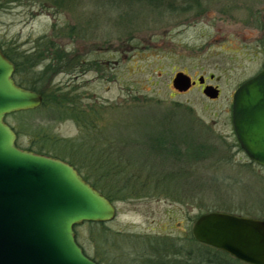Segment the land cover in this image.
<instances>
[{
  "label": "rangeland",
  "instance_id": "374dc122",
  "mask_svg": "<svg viewBox=\"0 0 264 264\" xmlns=\"http://www.w3.org/2000/svg\"><path fill=\"white\" fill-rule=\"evenodd\" d=\"M59 1L0 0V47L28 55L51 40L83 59L86 69L61 71L49 78L50 86L75 89L84 105L101 109L98 128L106 123L115 153L130 163L127 173L165 180L168 168L187 175L175 179L179 190L165 180L174 197L152 188L149 196L113 201L116 217L104 226L110 239L92 240L84 228L86 253L103 264H138L140 241L169 237L185 258L199 216L230 211L264 218V168L237 147L231 121L233 92L263 58L264 0ZM181 72L207 78L219 96L208 98L198 87L177 91L172 80ZM25 123L23 147L42 129L64 139L80 135L72 120L36 114ZM199 139L213 149L206 161L148 157L149 142L156 149L185 143L195 150ZM55 145L46 146L62 150Z\"/></svg>",
  "mask_w": 264,
  "mask_h": 264
},
{
  "label": "water",
  "instance_id": "95a60500",
  "mask_svg": "<svg viewBox=\"0 0 264 264\" xmlns=\"http://www.w3.org/2000/svg\"><path fill=\"white\" fill-rule=\"evenodd\" d=\"M13 72L0 49V264H97L84 255L73 228L111 221L116 209L72 165L16 146L5 116L39 107L42 96L17 86ZM193 84L182 72L172 80L179 92ZM203 94L219 95L211 86ZM231 121L244 154L264 168V65L236 89ZM192 236L246 264H264V221L209 212L197 218Z\"/></svg>",
  "mask_w": 264,
  "mask_h": 264
},
{
  "label": "trees",
  "instance_id": "16d2710c",
  "mask_svg": "<svg viewBox=\"0 0 264 264\" xmlns=\"http://www.w3.org/2000/svg\"><path fill=\"white\" fill-rule=\"evenodd\" d=\"M9 1L19 0H5V2ZM62 1L64 0H60L58 5H61ZM143 1L155 2L154 0ZM36 46L38 50L28 55L18 52L9 53V51L0 47L3 55L14 65L12 78L15 84L23 89L37 92L42 96V104L39 107L13 112L5 116L4 122L10 126L16 135V146L22 150L67 162L77 170L88 184L111 203L115 200L149 196L150 191L155 192L153 189H156V192L160 195L168 194L174 197V194L169 192L168 188L165 189V180H168L169 184L177 186L176 189L179 190L178 185L180 184L175 179L183 178L187 176L186 174L175 173L166 168V179L158 180L154 174H147L146 179H141L140 170L135 174L127 173L124 167H126L125 164L129 165L130 163L124 162L123 164L121 156L115 153L117 152V150L115 151L116 147L107 138L106 123L98 128V124L104 120L101 109L96 108L95 105H84L82 103L83 99L76 93L75 89L50 86L49 78L61 71L86 69L84 60L74 55H68L65 50L51 40L41 42ZM38 66L41 68L38 69ZM45 84L47 87H44ZM36 114L49 118L54 122L72 120L79 128L80 135L77 138L64 139L42 129L39 132H34L31 142L27 147H23L21 138L27 134L29 127L25 123V119ZM10 119L16 121L15 126L12 125ZM198 142L195 150L185 143H182L183 149H156L149 142L150 154L148 157L152 154L156 155L157 158L161 157L164 161L172 159L174 162L182 161L184 164L206 161L208 152L213 149L205 140L199 139ZM48 144H60L62 150L57 151L46 146ZM163 144L167 145L169 143L166 140ZM237 147L240 149L239 144H237ZM189 175L192 176V173ZM105 224L106 222H84L75 225L73 228L76 243L82 249L84 255L97 264L103 263L97 256L91 257L86 253L80 238L85 231L84 228H86L92 240L99 242V239H104L107 242L112 233L104 227ZM188 241L192 243V250L187 252L188 255L185 258H182L180 257L182 251L176 247L174 239L152 237L142 240L137 247V263L245 264L229 257L218 249L199 244L192 235L188 238Z\"/></svg>",
  "mask_w": 264,
  "mask_h": 264
},
{
  "label": "flooded vegetation",
  "instance_id": "af4514ba",
  "mask_svg": "<svg viewBox=\"0 0 264 264\" xmlns=\"http://www.w3.org/2000/svg\"><path fill=\"white\" fill-rule=\"evenodd\" d=\"M262 36H261V38H264V29L262 30V34H261ZM263 65H264V48H263V58H262V60H261V62H260V64H259V67H258V69L256 70V72L251 76V77H249L247 80H249V79H251V78H253L254 76H256L260 71H261V69H262V67H263ZM176 75V74H175ZM187 75V74H186ZM175 77V76H174ZM190 78H191V81L192 82H194V84L190 87V89L188 90V91H190V90H192V89H194V88H196V87H198V88H200V91L203 93V91H204V89L207 87V86H211V87H213V88H215V89H217L218 90V93L220 94V89H219V87L218 86H215V85H210L209 83H207L206 82V80H207V78H203V77H197L196 79H195V77H192V76H190ZM247 80H245L244 82H246ZM243 82V83H244ZM243 83H241V84H243ZM240 84V85H241ZM239 85V86H240ZM238 86V87H239ZM187 91V92H188ZM236 91V90H235ZM235 91L233 92V94H232V99H233V95H234V93H235ZM219 96V95H218ZM250 161V160H249ZM251 163H253V164H255V165H257L256 163H254V162H252V161H250ZM259 166V165H258ZM261 167V166H260ZM263 168V167H262ZM229 214H233V215H237V216H241V217H245V218H251V219H256V220H260V221H264V218L263 217H254V216H252V215H249L250 213H243V212H241V213H229ZM197 242V241H196ZM199 243V242H198ZM199 244H201V243H199ZM227 254V253H226ZM229 257H231V258H233V259H235V260H237V261H239V262H242V261H240V260H238V259H236V258H234V257H232L231 255H229V254H227ZM242 263H244V262H242ZM246 264V263H245Z\"/></svg>",
  "mask_w": 264,
  "mask_h": 264
}]
</instances>
